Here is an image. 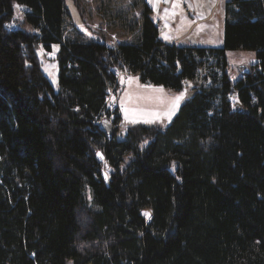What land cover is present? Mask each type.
Segmentation results:
<instances>
[{"label": "trees", "instance_id": "1", "mask_svg": "<svg viewBox=\"0 0 264 264\" xmlns=\"http://www.w3.org/2000/svg\"><path fill=\"white\" fill-rule=\"evenodd\" d=\"M135 7L110 45L67 33L65 0H0V264H264V0H227L220 47L164 44ZM229 51L255 63L231 78ZM113 68L189 92L109 140Z\"/></svg>", "mask_w": 264, "mask_h": 264}, {"label": "rangeland", "instance_id": "2", "mask_svg": "<svg viewBox=\"0 0 264 264\" xmlns=\"http://www.w3.org/2000/svg\"><path fill=\"white\" fill-rule=\"evenodd\" d=\"M140 1L141 0H65L69 13V18L67 19L68 25L66 27L67 33H69L68 29H70L71 25H74L83 33L86 39L98 38L106 41L110 45L117 41L119 42L122 40L118 32V29L121 28V20L116 15L119 13L123 15L122 12H126L127 16H131L132 13L135 15L138 9L135 6ZM15 17H19L18 14H16ZM108 18L116 20L109 22ZM159 19L161 18L158 17L156 20L153 19L156 25L159 23ZM14 23L16 22L14 21ZM159 24L162 27V19ZM57 51V45H53L50 52H46L41 46L36 50L41 70L56 91L59 89L57 79ZM226 60L228 64L226 72L231 78L237 75V68L239 66H248L255 63L254 54L249 51H229L226 54ZM117 73L119 86L115 91H110L108 96L109 104L113 103L119 107L123 105V108H127L129 111V119H125L123 108L118 109L117 111H119L122 118L117 126L112 123L116 128V132L118 129L123 131L128 125L139 123H154L159 126L169 124L176 115L186 94L189 92V88H184L181 91H174L157 86L143 85L139 82L136 75L129 74L119 69ZM200 75L202 74L200 73ZM189 83L190 82H187L186 84L189 86ZM122 90L124 94L121 99L122 103H120L118 93H121ZM181 93H183V99L180 100L178 107L175 108L174 114L171 115V119L169 120L163 113L171 108L172 101L175 97L180 96ZM157 112L162 115L159 119H154L152 114ZM133 118L136 119V123L131 122ZM145 120H151L152 122L146 123ZM99 154L100 155L97 154V158L102 160V154ZM145 213L148 215H145ZM142 214L149 220V210L146 209L142 211ZM67 264L73 263L69 261Z\"/></svg>", "mask_w": 264, "mask_h": 264}, {"label": "crops", "instance_id": "3", "mask_svg": "<svg viewBox=\"0 0 264 264\" xmlns=\"http://www.w3.org/2000/svg\"><path fill=\"white\" fill-rule=\"evenodd\" d=\"M144 2L152 10L153 19L160 17L163 21L159 30L162 43L204 47L222 45L224 6L227 0H158L155 7L150 0ZM123 94L122 90L120 103Z\"/></svg>", "mask_w": 264, "mask_h": 264}, {"label": "snow or ice", "instance_id": "4", "mask_svg": "<svg viewBox=\"0 0 264 264\" xmlns=\"http://www.w3.org/2000/svg\"><path fill=\"white\" fill-rule=\"evenodd\" d=\"M150 2H154V7H155V3H158V0H150ZM173 6L176 7V5H173ZM20 7H21L20 5H17V8H18V9H19ZM165 39H167V37H165ZM181 99H183V93H181L180 96L175 97L174 100L172 101V106H171V108H170L167 112L163 113V115L167 116V118H168L169 120L171 119V115L174 114V110H175L176 107H178L179 102H180ZM122 107H123V105H122ZM123 110H124V113H125V119H126V120L129 119V111H128V109H127V108H123ZM161 115H162V114L159 113V112H157V113H153V114H152V116H153L154 119H159V118L161 117ZM131 122H132V123H136L137 121H136L135 118H133V119L131 120ZM145 122H146V123H150V122H152V121H151V120H145ZM98 155H100V154L98 153ZM101 158H102V157H101ZM145 215H148V214L145 213Z\"/></svg>", "mask_w": 264, "mask_h": 264}, {"label": "water", "instance_id": "5", "mask_svg": "<svg viewBox=\"0 0 264 264\" xmlns=\"http://www.w3.org/2000/svg\"><path fill=\"white\" fill-rule=\"evenodd\" d=\"M238 70L241 73H246L248 71V67L245 65L239 66ZM99 130L108 138L109 140L115 135L116 128L113 126L112 121H110L108 118L103 117L99 124H98Z\"/></svg>", "mask_w": 264, "mask_h": 264}, {"label": "built area", "instance_id": "6", "mask_svg": "<svg viewBox=\"0 0 264 264\" xmlns=\"http://www.w3.org/2000/svg\"><path fill=\"white\" fill-rule=\"evenodd\" d=\"M158 22L160 23L161 22V19H159L158 20ZM159 23H157V26H158V29L160 30V28H161V26H160V24ZM120 43V41L118 42H115L114 44H119ZM112 71L115 73V75H116V78H117V80H118V69L117 68H114V69H112ZM110 91H114V89H110V90H108V96H109V94H110ZM108 107L110 108V109H112V110H118V109H122L123 107H119L118 105H116V104H113V103H110L109 104V99H108Z\"/></svg>", "mask_w": 264, "mask_h": 264}, {"label": "bare ground", "instance_id": "7", "mask_svg": "<svg viewBox=\"0 0 264 264\" xmlns=\"http://www.w3.org/2000/svg\"><path fill=\"white\" fill-rule=\"evenodd\" d=\"M114 69V68H113Z\"/></svg>", "mask_w": 264, "mask_h": 264}]
</instances>
